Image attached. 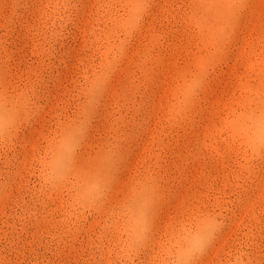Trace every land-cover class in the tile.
<instances>
[{"label": "rangeland", "instance_id": "rangeland-1", "mask_svg": "<svg viewBox=\"0 0 264 264\" xmlns=\"http://www.w3.org/2000/svg\"><path fill=\"white\" fill-rule=\"evenodd\" d=\"M0 264H264V0H0Z\"/></svg>", "mask_w": 264, "mask_h": 264}]
</instances>
